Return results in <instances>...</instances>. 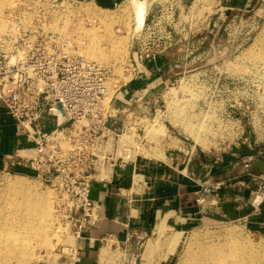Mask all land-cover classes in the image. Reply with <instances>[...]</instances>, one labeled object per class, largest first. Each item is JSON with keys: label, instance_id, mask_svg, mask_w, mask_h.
<instances>
[{"label": "built area", "instance_id": "obj_1", "mask_svg": "<svg viewBox=\"0 0 264 264\" xmlns=\"http://www.w3.org/2000/svg\"><path fill=\"white\" fill-rule=\"evenodd\" d=\"M157 1L151 4L144 23L134 35L131 64L137 74L146 62L154 61L172 47L177 48L179 61L168 70L179 69L178 78L166 83L164 88L174 86L171 89L176 90L179 104L194 102L196 98L188 96L196 93L194 90L198 92L202 83L191 74L188 63L185 66L181 63L188 62L192 56L209 54L205 46L211 38L223 40L227 45L218 53L229 51L228 57L233 56L250 44L258 26L251 17L236 14L215 31L207 21H196L188 12L184 16L180 13V18L176 19V0L165 4L159 1L160 9L155 4ZM165 8L171 9L170 16H173L168 20L161 15ZM51 11L41 0H19L4 16L6 29L0 33V108L6 109L24 130L27 143L4 156V170L14 171L21 167L51 183L58 193L60 225H64V220L72 226L78 240L98 218L100 204L92 195V184L102 174L100 161L106 160L109 164L112 160V155L109 156L112 150L104 146L111 139L114 144L116 138L121 143L122 133L129 125L124 120L121 129L116 126L122 114L114 104L115 94L120 89L110 97L112 67L81 52L85 43L82 34L76 36L67 29L63 32L55 29L58 27L53 26ZM151 101L158 104L167 102V98L164 93L162 98L155 94ZM149 103L146 101L144 106ZM58 105L62 106L66 117L62 123L59 122ZM158 111H163L162 107L156 109L157 114ZM188 116L201 130L207 131V126L210 127L207 114L202 116L205 124L197 120L196 114L188 112ZM47 117L51 119L47 121ZM220 121L224 124V120ZM241 128L231 138L241 139L244 133ZM213 133L217 134L211 120L208 135L216 138ZM226 140L220 134V141L215 140L205 150L202 142L197 140L194 146H188L183 139L179 154L192 158L202 150L209 155L210 164H222L230 149L223 143ZM238 146L234 147L237 156L242 152ZM124 152L130 161L138 157L134 146L124 148ZM116 153L118 158L112 163L119 160L125 164V157L118 150ZM72 251L73 260L81 262L79 251L76 248Z\"/></svg>", "mask_w": 264, "mask_h": 264}, {"label": "rangeland", "instance_id": "obj_2", "mask_svg": "<svg viewBox=\"0 0 264 264\" xmlns=\"http://www.w3.org/2000/svg\"><path fill=\"white\" fill-rule=\"evenodd\" d=\"M18 1L15 0L14 2ZM41 1L52 9L53 26L58 27L55 29H59L61 32L67 29V32L76 36H79V33L83 35L82 37L85 43L81 52L84 55H86L91 47H95V50L98 51L99 49L109 51L111 48L110 35L107 33L105 35L103 32V20L92 16L95 22L92 21L91 23L89 21L91 15L86 11V7L90 6L95 8L96 11H100V8L109 10L111 16L109 23L112 29L111 37L124 40L127 45V54L121 61V68L116 66V62L112 61V65L110 64V67H112L111 88H115L114 86L118 83L117 90L120 89L116 94L113 91L115 94L114 104L119 105L116 99L118 93L126 87H129L132 82L136 83L135 80H137L140 73L139 71L135 74L134 67L130 61L133 58L132 46L133 43L135 44L134 35L141 28L130 0H122L113 6H109L103 2L101 3L98 0ZM150 1L152 2V0ZM159 1L165 4L169 0ZM159 1L155 4L158 5ZM194 1H196L195 4L188 10V6ZM221 1L223 0H183V2L182 0H176V19L180 18V13L184 16L188 12L196 21H207V25H211L214 21L218 20L220 26L236 14H244L246 18L251 17L258 26L252 36L250 44L233 56L228 57L223 54L217 56L218 51L220 49L224 50L227 45L223 40L219 41L211 38L210 43L205 46V49L210 50L209 54L192 56L188 58V62L184 61L181 63L182 66L188 63L189 68L192 69L191 74L197 79H200L202 83L201 87L198 88V92L194 90L196 93L188 96L189 98H196L194 102L187 101L183 104L184 107L181 106L182 112L187 115L188 112L190 114H196L197 120H203L202 116L207 114L208 124H210V127L207 126L208 130H201L197 126L190 127L187 120L180 125L179 121H181V117L177 113L179 102L172 100L178 99L174 93L175 90L171 89L174 86L170 85L164 89L161 88L160 91L162 93L156 92L158 93L156 96H160L161 98L164 93L167 102L161 101L155 104L153 101H150L147 109H145L146 111H144V107L143 109H139L138 103L136 102L134 105H129L131 108H126V106L119 108V106H116L121 111L122 115L120 116H123L125 123L129 125L122 133V140L125 135H130L132 141H134L133 146H137L138 157L148 156L160 159L165 156V151L170 154H174L175 152L179 154L180 144L183 139L186 141V145H195V141L197 140L191 136L192 134L189 133L187 127L208 138L211 143L208 147H204L205 150L214 144L215 140L216 142L218 140L220 141V134H222V138L227 139L225 142L223 141L224 145L230 148L225 155L227 158L229 156L232 157L236 153L235 145H239L237 149L243 150L242 153L246 155L244 156L241 153L242 156L237 157L235 154L236 157H232L234 158L233 162L236 166L232 168L231 176L235 177L230 179L229 184L233 187L238 186L242 188V191H254L255 198L263 202L264 171H261L258 167L250 170L248 166L259 159L264 160V59L262 58L264 52V0L247 1L246 6L240 10L225 9V2ZM14 6L12 7L11 5L9 8H6L0 17L4 18ZM158 6L157 9H160L161 6ZM170 12L171 9L165 8L164 12H161V15L168 20L173 17L170 16ZM53 15L57 18L53 17ZM101 34H104L103 37ZM171 49H175V47ZM145 65H147V62ZM143 69L144 67L141 68V70ZM139 76L142 77L141 74ZM160 107L164 111L163 115H161L163 111H158V114L156 112V109ZM128 109H131L130 112L127 111ZM192 110L194 113L191 112ZM158 116H160L162 123L166 126V131L153 137L150 134L148 124ZM126 118H129V121H126ZM50 119L47 117V121ZM211 120L216 129L217 134L213 133L216 138L208 135L210 133ZM220 120H224V124H221ZM203 123L205 124L204 120ZM177 126H181V129L177 128ZM241 127L244 128V133H242L243 137L236 140L231 138L234 134L242 130ZM117 140L116 138L114 144H112L111 139L108 145L104 147L119 151L121 143ZM199 151L204 153V155L207 153L202 150ZM16 170H0V194L4 191L3 188L8 177L22 175L28 179L29 183L39 187L43 192L50 193L53 198L54 196L58 197L54 186L46 182L43 178H40L33 171L24 172ZM214 170L215 168H212L213 173ZM216 170L219 169L216 168ZM246 177L250 178V180L246 179ZM216 186V188L222 187V185ZM253 186L256 187L255 190H253ZM250 194V197L254 199L252 193ZM32 196L30 191H28V193L20 196L19 199L15 200L8 207L6 206L8 202L2 205L3 200L0 199V227L12 228L15 235L25 237L24 242L15 241L16 243L10 244L15 246L16 256L11 254L14 258H10V255H7L8 261L12 264L13 262L15 264H78L70 255L73 253L72 249L76 248L77 244V238L73 235L72 226L63 220L64 225L62 227L65 229L63 233H60V238L48 234L45 231L47 221L42 220L40 214L32 205L33 202L30 200ZM239 196L243 195L239 194ZM245 198L247 201L246 196ZM52 214L54 219L53 224L52 218L49 220L47 218L50 223L49 226L51 227L53 225L49 231L57 230L61 226L57 217V208L56 211L54 209ZM172 218L173 216H168L165 222L163 220L164 223H160L156 233L148 239L136 237L135 240L140 245L137 244V247L132 250L126 251L125 246L121 247L119 244L116 245L111 240L104 241V244H101L100 248L96 250L98 255L100 256L103 247L110 246V252L113 257L105 263H102L100 257H98L99 264H177L181 259L184 260L187 254L185 245L187 246L191 242L215 241L224 243L231 237L239 238L242 241L247 239L255 243L264 240V234L255 232L246 221L217 222L210 220L200 223L193 221L194 223H191L178 219L173 222ZM164 224H166V227H163ZM176 231L185 232L181 234V242L179 243L173 241V237L176 236ZM195 232L200 234L195 235ZM151 240L157 243V249L155 252L145 253V258L148 261L145 260L146 263H142V252L146 244Z\"/></svg>", "mask_w": 264, "mask_h": 264}, {"label": "crops", "instance_id": "obj_3", "mask_svg": "<svg viewBox=\"0 0 264 264\" xmlns=\"http://www.w3.org/2000/svg\"><path fill=\"white\" fill-rule=\"evenodd\" d=\"M98 1L113 6L122 0ZM247 1L251 0H223L224 8L240 10ZM178 54L177 48L170 49L159 56L161 58L148 61L139 73L142 77L138 75L136 83L125 88L130 101L120 97L121 91L116 97L119 105L115 106L131 108L129 105L136 102L138 108L143 109L146 101H151L158 94L156 92H162L160 89L177 77L179 69L170 72L168 68L177 64ZM123 122L124 118L120 116L116 124L118 129L123 127ZM26 145L24 130L1 107L0 170H4L3 158L6 154ZM235 154L232 157H236ZM110 155L112 160L109 164L106 160L100 161L102 174L92 184V195L100 208L97 220L88 227L83 238L77 240L76 249L82 256L78 264H99L100 256L96 250L106 240L125 246L126 251L136 248L138 242L135 238L148 239L168 216H173V222L176 219L191 223L246 221L255 232L264 234V201L255 198L251 189L252 192L242 191V188L229 184L230 179L235 177L231 176L232 168L236 166L234 158L225 156L222 164L212 166L208 161L209 155L202 152L190 158L187 154L165 151V156L160 159L142 156L125 164L119 160L114 164L112 162L118 158L116 150L112 149ZM212 168H215L214 173ZM17 170L24 168L17 167ZM216 185L222 187L216 188ZM144 250L142 263L148 261L145 258L146 247Z\"/></svg>", "mask_w": 264, "mask_h": 264}, {"label": "bare ground", "instance_id": "obj_4", "mask_svg": "<svg viewBox=\"0 0 264 264\" xmlns=\"http://www.w3.org/2000/svg\"><path fill=\"white\" fill-rule=\"evenodd\" d=\"M14 1L15 0H0V15L3 13V11L6 8H9L11 5L13 7L16 3ZM153 1L154 0H152V2ZM130 2L135 9L136 19L139 22V25H142L145 21L146 15L148 13V9L152 2L150 0H130ZM86 9H87L86 11L91 15V18L89 19L91 23L92 21L95 22L93 17H97L100 20H103L104 22L103 32L105 33V35L106 33L110 35L109 38L111 42V48L109 49V51H106L104 49H99L98 51L95 50V47H91V49H89V51L86 53V56L92 60L100 62L109 67L112 65V61L116 62V66L118 68H121L120 65L121 61L123 60V57L126 56L127 54V45L125 44L124 40H118L115 37L114 38L111 37L112 29L109 23V21L111 20L109 10L100 8V11H96L95 8H92L90 6H87ZM218 19H220V17H218ZM218 28H219V22L218 20H216L211 24V29L216 31ZM5 29H6V23L4 21V18L0 17V33H2ZM87 35L89 36V34ZM103 35L104 34H101L102 37ZM222 54L224 56H228L229 51H227L226 53L223 52ZM219 55L220 53H217V56ZM159 58L161 57L158 56L155 60ZM262 58L264 59V52L262 54ZM132 84L134 83L132 82ZM132 84L129 87H131ZM114 87L115 88L113 89L111 88V92H110L111 95L112 94L114 95L113 91L116 92L118 88V83H116ZM111 95L110 97H112ZM128 95L129 92H127L125 89L122 90V92L120 93L121 98L130 101ZM172 100L177 101L175 99ZM181 106L184 107L183 104H179V107L177 108V113L181 117L182 123L185 120H187L190 127H195L193 125L190 116L182 112ZM130 110L131 109H128L127 111L130 112ZM148 128L150 134L153 137L160 135L161 133H165L166 131V126L164 125V123H162L160 116L151 120V123L148 124ZM187 130L189 131V133L192 134L191 136H193L196 140L202 142L204 145H206V147L209 146L210 141L206 137L199 135L198 133L191 130L189 127H187ZM133 143L134 141H132L131 136L125 135L119 147L120 155L122 154L127 162L130 161V157L128 155H125L124 148L132 147ZM259 165L262 169H264V163ZM4 186H5L3 188L4 191H2L0 194L1 196L0 199L3 200L2 205L7 204L8 202V204L6 205L8 207L12 203H14L15 200L19 199L20 196L25 195L26 193H28V191H30V193L33 195L30 198V200H32L33 202L32 205L38 211L42 220L44 219L45 221H47L45 226V231H47L48 234L52 236H56L58 238L61 237L60 233H63L64 232L63 230L65 228L59 226V229L57 230L51 229L52 231H49V229L53 227V225L50 227L49 226L50 223L48 221L49 219L52 218V224L54 223L52 213L54 212V209L56 211V208L59 204L58 197L54 196L53 198V196L50 193L43 192L39 187L29 183L28 179L22 175H15L14 177H8L5 181ZM165 221L166 220H164V222ZM163 227H166V224H164ZM183 233L185 232L176 231L175 232L176 236L173 237V241L176 243L181 242L180 236ZM196 234H200V233L195 232V235ZM15 241L24 242L25 237L15 235V233L12 231V228L0 227V264H12L11 262L8 261L7 255H10V258H14V256H16L15 246L10 245L11 243H16ZM110 249H111L110 246H105L101 249L100 261L102 263L108 262L110 259H112L113 255L111 254ZM156 249H157V243L155 241L151 240L147 243L146 253L155 252ZM185 251L187 254L184 260L181 259L177 264H264V240L255 243L251 240L246 239L242 241L239 238L231 237L228 238L224 243H219L215 241H210V242L197 241V242H191L187 246L185 245ZM11 254H14V256H12ZM13 264L15 263L13 262Z\"/></svg>", "mask_w": 264, "mask_h": 264}, {"label": "water", "instance_id": "obj_5", "mask_svg": "<svg viewBox=\"0 0 264 264\" xmlns=\"http://www.w3.org/2000/svg\"><path fill=\"white\" fill-rule=\"evenodd\" d=\"M57 108H58V111H59V122H60V123L65 122L66 117H65L64 111H63V109H62V106H61V105H58ZM257 162H258V163H257ZM262 163H264V160L259 159V160H257V161H254L252 165H249L248 168H249L250 170H254L256 167H258L259 169H261V171H262V170L264 171V169H262V168L260 167V165H259V164H262Z\"/></svg>", "mask_w": 264, "mask_h": 264}, {"label": "trees", "instance_id": "obj_6", "mask_svg": "<svg viewBox=\"0 0 264 264\" xmlns=\"http://www.w3.org/2000/svg\"><path fill=\"white\" fill-rule=\"evenodd\" d=\"M242 153V152H241ZM243 154V153H242ZM244 155V154H243ZM242 156V155H241ZM246 156V155H244ZM16 171H24V172H31L30 170L24 169V170H16Z\"/></svg>", "mask_w": 264, "mask_h": 264}]
</instances>
